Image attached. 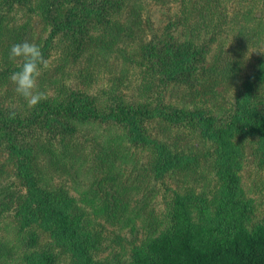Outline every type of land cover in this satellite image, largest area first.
Instances as JSON below:
<instances>
[{"label":"trees","instance_id":"1","mask_svg":"<svg viewBox=\"0 0 264 264\" xmlns=\"http://www.w3.org/2000/svg\"><path fill=\"white\" fill-rule=\"evenodd\" d=\"M149 1L0 0V91L31 20L49 31L36 42L48 98L0 102V264H264V212L253 220L235 143H255L264 163V50L245 72L264 45V0H162L170 22L151 40L148 7L161 2ZM192 141L213 145L211 171L186 151ZM42 158L77 196L53 185ZM136 172L163 186L159 213L146 197L129 214ZM140 218V237L97 257L102 219L135 234Z\"/></svg>","mask_w":264,"mask_h":264},{"label":"rangeland","instance_id":"2","mask_svg":"<svg viewBox=\"0 0 264 264\" xmlns=\"http://www.w3.org/2000/svg\"><path fill=\"white\" fill-rule=\"evenodd\" d=\"M160 0L159 2H161ZM149 3L150 1L147 0ZM169 2V0H168ZM152 4V3H151ZM160 5H149L148 10L150 12V22H151V30H148V24H146V28L148 30V33L145 35L147 39L151 40V37L154 33H162V31L168 26L170 19H168L167 15H163L166 12V7L165 5L161 2L159 3ZM263 8V7H262ZM264 9V8H263ZM262 14L261 10L258 12V15ZM171 15H173L171 11ZM15 21V20H14ZM12 21V22H14ZM19 23L18 25L21 24L24 19L18 20ZM16 26V23H13L10 27ZM30 27L31 29L29 30V36L31 35L30 33L32 32V40L31 42L36 43L39 41L41 38L47 39L49 35V31L45 30V27L42 23H39L36 18H33L30 22ZM161 35V34H159ZM230 36V35H229ZM227 36L224 35L223 38H226ZM130 43L132 42L131 39ZM136 44L134 45L133 48H135ZM218 48V45L214 44L212 46V51L210 53L209 58L212 59V54L216 52V49ZM130 49V50H132ZM261 50H264V45H261L260 48L257 50L253 51L250 58L248 59V65L247 68L245 69V72H249L250 65L249 63H253V58L254 56H257L258 53L261 52ZM0 62H1V56H0ZM3 72V67L0 66V73ZM47 73L48 75L43 78V74ZM39 79V84L41 83H46L49 85V68L44 71ZM49 93V90H48ZM10 96V97H9ZM11 96H13L12 99L18 98L19 96L15 93L14 91V86L11 84L10 80L9 83L5 84L3 87H1L0 91V102L6 100V104L12 100ZM176 142V141H175ZM194 147L187 152H190V154L198 153L204 155L202 164H200V173H207L213 169L212 167V162L213 158H215L213 154V148L212 144H201L197 141H192ZM188 143V144H190ZM236 146H238L239 150L242 152V165H241V171H240V177H241V186L242 189L244 190V195L247 199L251 200L253 209L255 211L254 213V218L253 220L256 221L258 217L264 212V166H262L264 163H261L262 157L261 155L257 153V148L255 143L252 142H243L242 140H237ZM185 144V143H184ZM180 145H182L180 143ZM239 151V152H240ZM42 166L46 165L48 167L47 169V177L52 178L53 185H65L71 190V194L77 196V193L73 191V182L70 177H66V175L58 172V173H53V168L50 171L49 168V160L47 158H42L41 162ZM148 163V160L145 158L142 160V168L145 166L146 169L151 171L150 165H146ZM145 169V170H146ZM199 169V168H198ZM128 172L131 171V168L128 167ZM50 171V174H49ZM130 173V172H129ZM137 173L140 174V172H136L135 174H132V179L133 180L131 183H133V187H136L133 190L129 191V195L131 198L129 199V214L134 212L136 209L142 206V203L146 197L147 199H150L151 201V208L156 210L158 213L160 212V201L162 200V194H163V186L161 185L160 181L157 179L152 178L151 180H145L143 183H140L141 181H136L140 178V176L137 175ZM144 174V173H143ZM137 175V177H136ZM178 177H180L178 175ZM173 178L172 176H168L166 178L167 185L173 188H182L183 184L176 182L179 178ZM181 178V177H180ZM208 178L212 179L214 178L213 172L208 173ZM195 184L196 190L199 192V184H200V179H198ZM83 184L81 185L82 187L86 188V183L87 181L82 178ZM49 182V181H48ZM139 188V189H137ZM159 205V206H158ZM147 213V212H145ZM145 213L142 214V219L145 218ZM131 215V214H130ZM137 227L136 230L134 231L135 234L132 232V228L130 226L125 227V226H114L106 222L104 219L101 220L102 224V235H103V247L102 251L97 255L98 258H106L109 255L116 256L117 254L120 253L122 247H127L129 243H132L136 240V238L141 235V232L138 231L142 227V220L141 218L137 221ZM97 227V225H96ZM139 233V234H137ZM112 253V254H111ZM112 256V257H113ZM66 258V257H62ZM69 261V260H68ZM68 261L62 260L61 264H68Z\"/></svg>","mask_w":264,"mask_h":264},{"label":"clouds","instance_id":"3","mask_svg":"<svg viewBox=\"0 0 264 264\" xmlns=\"http://www.w3.org/2000/svg\"><path fill=\"white\" fill-rule=\"evenodd\" d=\"M9 60L18 69L9 76L15 93L23 98L28 108H35L48 98V93L39 87V79L43 71L49 68V61L38 44L27 40L11 46ZM16 115L15 111H11L9 118L15 119Z\"/></svg>","mask_w":264,"mask_h":264}]
</instances>
